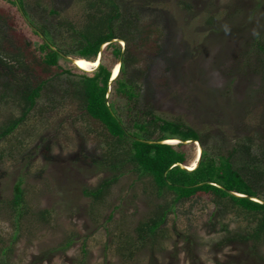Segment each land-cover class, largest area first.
<instances>
[{"label": "rangeland", "instance_id": "obj_1", "mask_svg": "<svg viewBox=\"0 0 264 264\" xmlns=\"http://www.w3.org/2000/svg\"><path fill=\"white\" fill-rule=\"evenodd\" d=\"M25 1L31 19L39 24L54 20L51 8H63L68 21L81 25L82 9L75 0ZM142 2L118 0L121 11L138 9ZM263 3L156 0L139 8L140 22L155 20L160 37L159 51L143 52L129 65L140 90L138 105L164 118L183 120L210 148L243 138L263 146L264 80L259 62L264 63V52L251 46L255 35L264 40ZM57 86L58 92H42L37 109L0 141V195L9 198L13 182L22 178L30 210L20 221L11 264H264V239L255 250L247 247L250 242L233 237L246 233L254 222L226 202L215 206L210 197L186 201L178 209L176 229L169 219L167 237L159 244H137L135 255L123 258L124 240L134 239L135 226L163 199L148 179L132 172L120 176L101 200L82 194V188L94 187L109 172L93 162L99 151L93 149L92 135L79 141L76 132H84L90 123L77 104L65 94L61 107L51 109L50 98H59L64 85L54 83ZM20 113L12 102L0 104V127ZM197 150L194 144L189 165ZM45 208L51 214L42 222L37 211ZM187 209L190 220L182 214ZM12 219L1 202L2 241L13 234ZM67 239L70 245L57 248Z\"/></svg>", "mask_w": 264, "mask_h": 264}, {"label": "trees", "instance_id": "obj_2", "mask_svg": "<svg viewBox=\"0 0 264 264\" xmlns=\"http://www.w3.org/2000/svg\"><path fill=\"white\" fill-rule=\"evenodd\" d=\"M154 1L143 0L139 8L152 5ZM75 2L82 9L78 26L67 20L63 8H51L49 13L54 20L46 25L31 19L25 0H0V104L12 102L21 112L0 127V141L8 139L37 109L42 92H58L60 85L55 88L53 85L61 83L64 86L60 97L50 98L51 109L61 107L65 94L77 104L81 117L90 123L84 132H76L79 141L86 142L92 135L93 149L99 151V158L93 162L109 172L94 187L82 188V194L95 201L101 200L120 176L132 172L138 179H148L155 194L163 199L135 226L134 239L124 240L123 258L133 257L139 246L159 244L167 237L169 219L171 227L176 229L180 206L186 201L208 197L215 206L226 202L250 219L249 222H254L246 233L233 237L239 242H250L247 247L257 250L256 246L264 239V203L227 191L264 201V145L255 147L250 138H243L233 144L226 142L214 146L213 152L214 147L210 148L200 132L183 120L167 119L151 110H143L138 105L140 90L129 65L143 52L159 51L160 27L155 20L140 22L139 8L121 11L118 0ZM263 2L258 0V5L262 6ZM113 39L124 41V47L119 41H111ZM251 46L264 52V40L260 35L254 36ZM99 51L100 62L90 73L69 65L64 58L73 56L94 61ZM118 62V74L109 84L107 93L111 71ZM259 63L264 80V63ZM169 138L200 142L201 156L194 169L179 166H189L194 144L157 142ZM24 194L22 178L18 177L12 184L10 197L3 200L0 195V203L3 202L9 211L14 226L8 240L0 239V264H11L10 255L20 231V221L30 213ZM188 212L189 209L182 211L186 220H190ZM50 214L47 208L40 209L37 219L45 222ZM176 235L179 237L181 233L176 232ZM65 241L57 248L70 245V239ZM255 260L261 261L262 257Z\"/></svg>", "mask_w": 264, "mask_h": 264}, {"label": "water", "instance_id": "obj_3", "mask_svg": "<svg viewBox=\"0 0 264 264\" xmlns=\"http://www.w3.org/2000/svg\"><path fill=\"white\" fill-rule=\"evenodd\" d=\"M24 19H25V17H24ZM26 20V19H25ZM26 22H28L27 20H26ZM111 41H119V42H121V44H122V46L124 47V42L123 41H121V40H117V39H113V40H111ZM50 47L51 48H54L52 45H50ZM103 49V46H101L100 47V50H102ZM64 58L67 60V61H69L72 65H74V66H76V64H75V57L73 58V57H69V56H64ZM100 59H101V53H100V51H99V53H98V55H97V57L94 59V60H97V65L99 64V62H100ZM120 62H118V64H119ZM97 65L96 66H94L93 68H91L90 70H84V69H81V68H79L80 70H83V71H87V72H89V71H92V70H94L96 67H97ZM77 67V66H76ZM78 68V67H77ZM119 69V68H118ZM117 76V75H116ZM116 76H114V77H112V74H111V76H110V79H109V81H108V88H107V93H108V91H109V84L116 78ZM108 96V94L106 95V97ZM171 139H175L176 140V143H183V144H189V143H194V144H196L197 146H198V149H199V152H198V154H197V157H196V161H195V164L193 165V167L192 168H187L186 166H184V165H181V164H179V166L181 167V168H183V169H186V170H192V169H194L197 165H198V163H199V159H200V156H201V148H200V145H199V143H198V141L197 140H182V139H180V138H171ZM143 141H145V142H155V141H146V140H143ZM157 142H165L164 140L163 141H157ZM165 143H167V142H165ZM214 184H216V183H214ZM217 185V184H216ZM229 194H232V195H234V196H237V197H248V198H250V199H252V200H254V201H257V202H260V203H264V201L262 200V199H260V198H258V197H255V196H244V195H241V194H238V193H235V192H231V191H227Z\"/></svg>", "mask_w": 264, "mask_h": 264}, {"label": "bare ground", "instance_id": "obj_4", "mask_svg": "<svg viewBox=\"0 0 264 264\" xmlns=\"http://www.w3.org/2000/svg\"><path fill=\"white\" fill-rule=\"evenodd\" d=\"M75 59V58H74ZM75 64L78 68L84 69V70H90L91 68H93L94 66L97 65V60L94 61H89L86 59H82V58H76L75 60ZM118 68H119V64L117 63L114 68L111 71L112 77L116 76L118 74ZM165 142L167 143H175L176 140L175 139H166ZM199 152V149L197 150V154ZM196 159V158H195ZM194 160L189 166H186L187 168H192L193 165L195 164Z\"/></svg>", "mask_w": 264, "mask_h": 264}, {"label": "clouds", "instance_id": "obj_5", "mask_svg": "<svg viewBox=\"0 0 264 264\" xmlns=\"http://www.w3.org/2000/svg\"><path fill=\"white\" fill-rule=\"evenodd\" d=\"M97 57V56H96ZM76 67V66H75ZM79 69V68H78ZM118 71H119V69H118Z\"/></svg>", "mask_w": 264, "mask_h": 264}]
</instances>
